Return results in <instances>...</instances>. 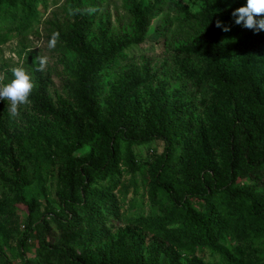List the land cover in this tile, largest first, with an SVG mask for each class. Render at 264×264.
<instances>
[{
	"label": "rangeland",
	"instance_id": "obj_1",
	"mask_svg": "<svg viewBox=\"0 0 264 264\" xmlns=\"http://www.w3.org/2000/svg\"><path fill=\"white\" fill-rule=\"evenodd\" d=\"M42 1V16L33 29L25 33L9 30L4 43L0 34V75L5 76L3 83H10L14 78L11 69L24 67L33 76V92L44 85L46 96L65 114L69 126L38 113L32 101L12 117L11 102L0 99V264L23 261L19 242L28 224L34 227L33 247L27 253L31 261L38 258L45 228L50 264H67L53 259L54 251L61 249L92 264H219V257L207 248L188 254L189 239L178 237L159 217L148 218L153 211L159 216L166 213L150 201L151 185L167 155L172 128L181 127L187 143L184 154L174 153L171 161L173 194L184 199L209 189L232 186L239 191L250 186L254 194L264 197V175L243 163L231 166L225 149L233 117L250 119L259 140L255 157H264V31L235 25L232 15L221 21L230 31L216 27L220 45L227 51L223 65L231 80L246 79L253 63L247 60L250 42L263 41L261 56L254 61L261 75L256 101L243 89L223 99L219 84L209 74V60L217 49L210 45L207 0ZM245 3L239 1L236 8ZM78 5L85 11L96 9L88 13L91 25L85 46L92 53L112 55L109 66L95 77L99 85L92 114L75 96L78 77L86 67L69 48L68 33ZM134 8L141 13H134ZM53 32H59L60 38L49 49ZM37 56L48 57L42 72L35 70ZM113 137L119 140L114 145L119 158L110 162L113 147L108 144ZM64 147L73 150L74 177L89 173V192L107 187L105 194L111 197L117 218L100 227L87 228L83 223L84 227L76 225L69 231L60 229L68 215L65 181L72 173ZM14 163L21 169L25 187L36 186L41 193L31 211L18 191ZM98 168L104 169L98 175L103 178L95 176ZM110 178L117 180L115 187L107 186ZM138 212L144 214L143 221L129 219ZM229 223L225 233L231 235L234 223L230 219ZM230 240L246 248L242 239L231 236Z\"/></svg>",
	"mask_w": 264,
	"mask_h": 264
},
{
	"label": "trees",
	"instance_id": "obj_2",
	"mask_svg": "<svg viewBox=\"0 0 264 264\" xmlns=\"http://www.w3.org/2000/svg\"><path fill=\"white\" fill-rule=\"evenodd\" d=\"M239 1L242 0H207L210 4V10L206 15V20L212 30L210 45L217 49V55L209 60V74L220 86L221 94L219 98L231 97L243 89L250 92L256 101L258 87L261 84V75L260 69L254 68V61L261 56L263 41L250 42L247 50V60L253 63L249 72L246 73V79L235 78L231 80L228 78L226 68L223 65V55L227 51L224 46L220 45L219 34L215 32L216 21H222L230 17ZM43 3L42 0H0V34L3 35L4 39L1 43L7 40L6 33H9V30L25 33L33 29V25H37L42 16L39 5ZM88 13L80 5L73 10L74 22L70 26L68 34L70 38L69 48L80 59H83L86 65L84 71L78 77L79 86L75 96L77 101L84 105L87 113L92 114L99 85L98 78L95 77L104 67L109 66L112 62V55L110 53H92L85 46L86 32L91 25L90 14ZM134 13H141L140 8H134ZM143 19H141L142 25L146 22H143ZM40 79L42 81L41 76ZM43 86L41 85L35 92L32 91L29 96L34 109L46 117L60 121L64 127L69 126L65 114L54 108L52 101L46 96ZM170 121L173 122V120ZM184 136V129L181 127L179 130L172 128L166 147L167 155L161 166V171L155 174L151 185L150 201L157 206V209L160 207L166 213L159 216L153 211L148 218L156 219L159 217L166 222V225L170 224L173 232L178 237L189 239L191 245L187 249V253L190 255L196 254V248L201 250L207 248L213 255L219 257V264H264V197L254 194L252 187H244L239 191L232 186L222 190L209 189L203 194L190 195L184 199H179L173 194L172 177H170L173 172L171 161L174 159V153L183 155L186 151L187 140ZM228 136L225 149L229 164L239 166L243 163L252 172L264 175V157L259 159L255 157L256 145L259 140L256 139V130L252 129L250 119L243 121L234 116ZM110 144L113 147V152L108 157L111 162L119 158V151L114 149V145L117 146L119 140L113 137L109 140L108 145L110 146ZM178 149L182 150L178 151ZM63 151L69 158L68 163L72 173L65 181L66 186L69 188V194L64 199V209L67 210L68 215L64 224L59 225L60 229L62 227L63 230L69 231L76 225L84 227L82 226L83 223L88 225L87 228L100 227V225L117 218L118 213L113 208L112 199L105 194L107 187L102 188L101 192H89L88 186L91 184L89 173L86 172L79 179L74 177L75 159L72 157L73 150L64 147ZM14 169L18 176L16 184L21 199L27 210L31 211L32 207L36 206L42 198L39 188L36 186L25 187L19 165L14 163ZM103 170L100 168L95 169V176L99 177L98 175H101ZM99 178L103 177L100 176ZM115 181L117 180L113 178L108 179L107 186L115 187ZM81 195H83L82 198ZM193 198H196V201H193ZM75 214L81 219L76 220V217L73 218L72 215L75 216ZM135 217L140 221L145 219L144 214L140 212L132 215L129 219L133 220ZM229 219L230 222L234 223L230 232L231 235L225 233V230L231 225ZM163 227H166L165 224ZM231 236L242 239L241 242L247 243L246 248L243 247L244 250L240 249L230 240ZM33 237V224H28L25 226L23 236L19 242L21 255L23 256V261L20 264H50L47 261L48 254L51 253L50 243L45 228H43L42 239L37 250L38 258L34 261L27 259L28 249L33 247L30 242ZM256 248L260 250L252 253L251 251ZM244 251H247V255L244 254ZM54 254L53 259L58 263L63 261L67 264H92L91 262L77 260L70 250L61 249L54 251ZM0 255L2 256V252Z\"/></svg>",
	"mask_w": 264,
	"mask_h": 264
},
{
	"label": "clouds",
	"instance_id": "obj_3",
	"mask_svg": "<svg viewBox=\"0 0 264 264\" xmlns=\"http://www.w3.org/2000/svg\"><path fill=\"white\" fill-rule=\"evenodd\" d=\"M88 12H95V8H89ZM235 25L241 26L253 32L264 31V0H246V3L235 8L232 13ZM216 27L222 28L224 32L231 30L229 26H222L220 20L216 21ZM60 38L59 32H53L48 41V48L54 49ZM35 61L38 62L36 71H44L48 64L47 56H37ZM13 79L10 83H3L5 76L0 75V99L9 100V112L12 117L19 115V108L22 105L30 103L29 96L34 88V79L31 73L24 67H15L11 69Z\"/></svg>",
	"mask_w": 264,
	"mask_h": 264
}]
</instances>
